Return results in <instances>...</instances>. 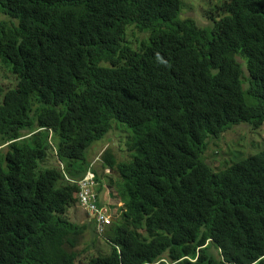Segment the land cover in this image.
<instances>
[{"label":"trees","instance_id":"obj_1","mask_svg":"<svg viewBox=\"0 0 264 264\" xmlns=\"http://www.w3.org/2000/svg\"><path fill=\"white\" fill-rule=\"evenodd\" d=\"M181 11L0 0V81L17 82L0 86V264H264V151L222 173L202 161L209 138L264 127V0H222L206 28ZM113 123L132 132L131 160L103 153L106 187L88 151ZM87 173L115 208L93 252L77 250L98 224L79 217Z\"/></svg>","mask_w":264,"mask_h":264},{"label":"rangeland","instance_id":"obj_2","mask_svg":"<svg viewBox=\"0 0 264 264\" xmlns=\"http://www.w3.org/2000/svg\"><path fill=\"white\" fill-rule=\"evenodd\" d=\"M222 0H182V19H192L200 27L206 28L215 24L214 20L210 17L213 15L215 18L218 16L215 11L216 5L219 4ZM9 22V19L0 14V23ZM147 36L141 34L134 26L130 27L125 35V44L137 48L142 41ZM240 65L243 67V72L246 77H248L247 71L245 69V63L238 58ZM109 67V66H107ZM16 80L12 76H5V80L0 81V86L4 89L14 88L16 85ZM247 87H245L246 89ZM37 96H34L36 99ZM33 134L23 135L22 140L29 139ZM38 134V133H37ZM36 134V135H37ZM35 135V136H36ZM30 136V137H29ZM132 138V132L126 127L121 126L118 123H113L112 131L108 137L100 143L94 144L92 148L88 151V160L92 164L98 160L95 165L96 172L102 176L104 185L108 187L107 182L105 181L106 177L113 178V174L105 171L104 173L100 172L102 170L101 157L103 153L110 151L118 160L119 163L128 162L131 160L130 154L128 151V143ZM50 145L54 144L51 141L50 136ZM28 145L25 147L27 148ZM264 151V127L255 131L249 126L240 125L235 127L228 133L223 134L219 139L209 138L207 142V150L202 161L210 167L215 173H222L235 165L241 160H245L249 157H253ZM53 155L49 156V163H55V151L53 150ZM61 166V165H60ZM51 167L50 164L49 166ZM110 192V191H109ZM111 193V192H110ZM79 217L84 220H88L87 213L85 214L82 211ZM108 218H112L114 213L104 212ZM86 220H84L86 222ZM112 220V219H111ZM112 226L108 225L100 233L102 236L98 235L95 228H89L82 232L81 242L77 248L78 251H87L93 252L97 248L102 247L100 239L103 240L106 238L109 240ZM111 236V235H110ZM106 249V245L103 247V250Z\"/></svg>","mask_w":264,"mask_h":264},{"label":"built area","instance_id":"obj_3","mask_svg":"<svg viewBox=\"0 0 264 264\" xmlns=\"http://www.w3.org/2000/svg\"><path fill=\"white\" fill-rule=\"evenodd\" d=\"M78 199L81 207L86 213L97 217V231L101 233L106 226L111 224V219L106 216L99 208L98 197L96 194L97 185L95 184V177L89 173L87 177L77 184Z\"/></svg>","mask_w":264,"mask_h":264},{"label":"crops","instance_id":"obj_4","mask_svg":"<svg viewBox=\"0 0 264 264\" xmlns=\"http://www.w3.org/2000/svg\"><path fill=\"white\" fill-rule=\"evenodd\" d=\"M110 192L109 190H107L106 188L104 189L103 193L100 194V204L103 208L107 209L109 212L111 213H115V208L111 205V196H110ZM123 206V205H122ZM119 207V209H121V207ZM113 210H112V209ZM107 241V240H104Z\"/></svg>","mask_w":264,"mask_h":264},{"label":"clouds","instance_id":"obj_5","mask_svg":"<svg viewBox=\"0 0 264 264\" xmlns=\"http://www.w3.org/2000/svg\"><path fill=\"white\" fill-rule=\"evenodd\" d=\"M89 173H87V175H88ZM87 175H86V177H87ZM78 184V183H77ZM98 187V186H97ZM96 194H97V190H96ZM97 197H98V202H99V204H100V197L98 196V194H97ZM78 201H79V199H78ZM79 204H80V202H79ZM81 206V205H80ZM82 208V207H81ZM83 209V208H82ZM84 210V209H83ZM85 211V210H84ZM102 211L103 212H105V211H107V212H109L107 209H105V208H103L102 207ZM111 213V212H110ZM113 220V219H112ZM96 232L98 233V235H100V236H102L98 231H97V226H96ZM106 240H108L107 238H106Z\"/></svg>","mask_w":264,"mask_h":264},{"label":"bare ground","instance_id":"obj_6","mask_svg":"<svg viewBox=\"0 0 264 264\" xmlns=\"http://www.w3.org/2000/svg\"><path fill=\"white\" fill-rule=\"evenodd\" d=\"M0 151H1V149H0ZM102 211V210H101ZM103 212V211H102ZM105 240V239H104Z\"/></svg>","mask_w":264,"mask_h":264}]
</instances>
